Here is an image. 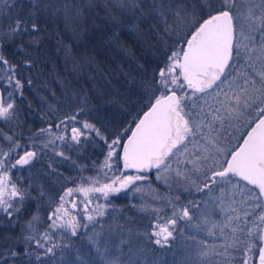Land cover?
I'll return each mask as SVG.
<instances>
[{"label":"snow or ice","instance_id":"1","mask_svg":"<svg viewBox=\"0 0 264 264\" xmlns=\"http://www.w3.org/2000/svg\"><path fill=\"white\" fill-rule=\"evenodd\" d=\"M239 2L196 0L189 12L184 0H104L106 16L117 26L120 19L113 7L121 16L128 13L150 24L147 32L137 25L132 28L141 38L155 34L168 51L147 86L144 109L127 127L104 135L96 123L86 118L92 111L87 93L73 92L74 106L69 103L68 111L62 115L50 108L41 117L47 119L50 114L47 126L29 138L32 143L48 136L47 143L18 155V139L6 137L10 141L8 151L0 148V214L19 222L29 202L35 205L33 215L23 225L28 234L22 231L17 238L24 244V264H33V259L44 264L46 258L50 264H73L65 250L74 254L75 264H119L109 259V250L127 243L122 238L123 230L115 232L111 225L105 227L98 217L105 216L111 205L110 195L119 196L130 187L139 192L138 182L147 181L150 175L169 187L174 181L177 188L192 197L186 203L176 197L175 202H168L171 215L152 217L149 237L154 238L155 245L163 248L179 237L189 251L186 264H213L210 257H223L229 248L238 254L229 259L238 264H264V0H243L244 14ZM71 7L78 9L72 17L68 15L69 0H28L27 5L23 0H0V120L19 126L22 108L17 101L26 99L24 88L33 83L30 76L25 79L17 74L20 65L6 54L8 48L15 49L13 57L17 52L31 55L28 49L34 52L46 34L42 18L54 19L63 11L67 23L82 16L77 4ZM5 17L7 25L3 23ZM164 36L176 39L169 45ZM241 49L246 57L244 64L240 63ZM33 63L25 60L22 66L31 69ZM52 121L59 135L53 133ZM97 140L105 147L100 170L110 182L76 189L85 197L97 193L96 199L107 201L91 211L92 199L84 201L79 215L65 207V195L72 196L73 188H67L57 200L38 180H29L25 185L23 176L13 179L10 175L11 170L39 159L38 153L55 147L58 141L69 152L79 154ZM54 155L71 159L64 151ZM95 164L94 161L93 167ZM72 167L83 170L75 161ZM121 169L132 170V174ZM229 187L247 197L248 207L243 216L229 215L217 224L212 217L217 209L225 211L224 193ZM216 192L220 195H214ZM194 193L202 194L199 200ZM71 206L77 208L74 200ZM226 210L236 211L231 204ZM41 211L48 213L49 223L43 232H38L35 224ZM233 220L237 227L232 228L231 236H224L220 246L223 251L200 238L201 234L216 236L217 228L223 235ZM82 233L91 249L84 255L69 243V238ZM18 255L14 248L0 252V264H9V259Z\"/></svg>","mask_w":264,"mask_h":264},{"label":"trees","instance_id":"2","mask_svg":"<svg viewBox=\"0 0 264 264\" xmlns=\"http://www.w3.org/2000/svg\"><path fill=\"white\" fill-rule=\"evenodd\" d=\"M23 2L27 5L28 0H23ZM184 2L189 8V12H191L196 0H184ZM58 3H62V0H58ZM72 3L79 6L82 16L69 19L67 23L64 20L63 11L54 19L51 17L42 18L41 23L46 28V34H43L42 42L34 52L31 48L28 49L31 55L26 56L22 52H17L13 57L12 53L15 49L9 47L7 50L6 54L13 59L14 63L20 65L17 69V74L25 79L30 76L33 81L31 87L26 85L24 88L26 99L18 100L22 108L21 116L23 118L27 117V111H32L36 119H41L42 116L49 113L50 107L48 105L53 106V104H49L51 101L50 94L54 92L52 89L53 84L60 81V79L66 81L68 70L72 69V67L74 68L75 62H78L81 73L78 76V82L72 83L76 86L75 88L79 94L86 92L90 98L92 111L86 118L96 123V126L107 136L109 132L104 128L110 129L115 120L124 117L129 119L127 125H125L126 127L144 109V106L140 107L142 100L145 99L144 94L147 92V86L164 62L165 53L168 49L158 41L155 34L141 38L132 28L133 25H137L142 32H147L148 28L151 27L150 24L146 25L128 13L121 16L120 11L113 7V12L120 19L119 26H117L110 17L106 16L103 7L104 0H91L92 6H89V0H69L68 15L70 17L74 16L78 10L71 7ZM3 21L5 25L9 22L6 17ZM75 27L80 29L79 33L73 31ZM163 38L169 45L176 39V37L170 39L168 36ZM71 57L72 60L69 61ZM25 60L34 61L31 69L22 66V62ZM42 60L47 63L44 64ZM141 66L143 67L141 68ZM93 85L98 90H93L91 88ZM45 86L48 89H44ZM47 106L48 108H46ZM53 107L55 110H59L58 114L61 115L68 111V105H56ZM113 107L119 108L121 112L118 110L113 112ZM102 108L112 110L110 115L113 122H108L107 124L109 125L104 122H101V125L100 121H98L103 114ZM120 114L123 116H120ZM50 119V114L47 119H43L45 126H47ZM132 127L134 128V124H132ZM0 132L12 136L13 139H18L19 147L16 148L18 155L28 149L26 130L19 132L14 130L10 124L0 120ZM113 132L115 131L111 130L110 134ZM0 140L6 142L4 136H0ZM9 143H7V147ZM96 145L104 147L103 142L97 140L80 153V166L83 167L79 176L80 182L78 186L80 188L101 186L110 182L100 170V164L104 156L96 153ZM94 161L96 162L95 167H93ZM153 176L150 175L148 179L152 181ZM123 193L121 191L119 196L110 195L116 202L115 206L122 205V203L128 201L127 198L123 197ZM94 196L95 193H89L87 197ZM97 203L107 204V201L100 198ZM31 204L29 202L28 208L24 211L19 222H16L14 217L12 220H6L7 223L0 229V252H6L9 248H14L20 253L15 259H9V264H24V244L18 243L17 238L22 231L25 232V235L28 234L27 230L23 229V225L32 216ZM32 206L35 205L32 204ZM110 214L113 215V218L109 217V220H102L101 223L105 227L111 225L115 232L123 230L130 234V239H132L134 244L130 248L131 253L129 254H135L138 251V256H143L149 261L155 262V253L158 250L152 243L153 238L150 239L149 237L152 231L150 224L155 214L137 212L128 206L121 210L116 207ZM159 216L162 218L163 215L159 214ZM48 223L49 221L45 218L41 223L37 224L36 229L38 232H43ZM117 225L120 227H117ZM96 230L100 229L97 228ZM142 248L145 249L143 250ZM123 250L126 251L127 248ZM33 264H38V262L33 259Z\"/></svg>","mask_w":264,"mask_h":264},{"label":"rangeland","instance_id":"3","mask_svg":"<svg viewBox=\"0 0 264 264\" xmlns=\"http://www.w3.org/2000/svg\"><path fill=\"white\" fill-rule=\"evenodd\" d=\"M238 6L241 9V13L244 14L246 12V6H245V3H243V0H240ZM3 23H4V21H3ZM73 31L79 33L80 29H77L75 27V29H73ZM77 58H78V56H77ZM245 59H246V57L243 54V49H241L240 63L244 64ZM71 60H72V57H71V59L69 58V61H71ZM42 61L44 64L47 63L45 60H42ZM80 73H81L80 65L78 64V62H75L74 68L72 67V69L68 70L67 80L62 81L60 79V81H57L53 84L52 89L54 92H53V94H50L51 95L50 96L51 101L49 102V104H53V106H56V105L67 106V105H69V103H73V106H74V102L72 99V93L77 92V89L75 88L76 86H74L73 84L78 82V79H79L78 76L80 75ZM72 82H74V83H72ZM0 83H2V82H0ZM91 88L93 90H98L94 85ZM44 89H48V87L45 86ZM66 93H67V96L65 95ZM101 93L104 94L103 92H101ZM77 99H78V97H77ZM145 103H146V100L143 99L142 105L140 108H142L145 105ZM46 105H48V104H46ZM48 106L52 110H54L57 114L59 113V110H55L53 106H51V105H48ZM48 106L46 108H48ZM112 110H113V112H117V110L119 112H121V110L119 108L117 109L116 107H113ZM112 110L102 108L101 111H103L102 112L103 114L99 117L98 121H100V123L104 122L105 124H107L108 122L111 123L110 121L113 122V120L111 119L112 117L110 115L111 114L110 112ZM29 112L27 111V117L23 118L21 116V120L19 122L18 127H13L11 125L14 128V130H17L19 132H23V130L27 131V130H29V128L32 127V122L35 119V117L33 116L34 114L32 111H29ZM120 116H123V115L120 114ZM127 121H129V119H127L125 117L119 118V120H115L114 124L111 125L112 128L110 127V129H107V128H104V129H106L110 135L111 130L117 131L119 129H123L125 127V125H127V123H128ZM101 125H102V123H101ZM107 125H109V124H107ZM103 126L106 127V125H104V124H103ZM241 131H243V129H241ZM3 136L5 137V139H6V137H8V135H6V134H3ZM27 136L28 135L26 134V139H27ZM9 142L10 141L8 139H6V142L0 140V148H3V150L5 152H7L8 151L7 143H9ZM189 147L191 149L192 146L190 145ZM96 148H97L96 153L98 155L104 156L105 148L102 145H96ZM27 150H29V149H27ZM192 150L195 151L196 149H192ZM23 153H24V151L22 153H20L19 155H23ZM181 159H184V157H181ZM12 162L14 163V160ZM188 167L190 168L191 165L189 164ZM38 169L37 170L34 169L32 171V173L34 172L33 178L31 177L30 165L25 166L23 168L18 167L17 169H13V170H11L10 175L13 179H15L18 175L23 176L24 177L23 184H25V185L28 184L29 180H33V181L38 180L39 183L48 191V193L52 197H54L58 200L59 196L66 192V191H64V192L59 191L61 188L60 180L58 179L57 176H55L51 172V170H49L47 168H41V171H40ZM113 171H115V169ZM121 171H122V169H121ZM116 174H119V173H116ZM129 174H132V173H129ZM193 179H196V177L193 176ZM170 183H171V187H169V185L165 184L163 181H158L155 178V176H153L152 181L148 179L147 181L138 182V186L141 188V190L139 192L133 191L131 187L127 190H122L124 192L123 197L127 198V200H128V201L122 203V205L115 206L116 202L113 200L112 197H109V199L111 200V205L106 210L105 216L103 218L98 217V219L100 221H102V220L108 219L109 217L113 218V215H109L111 211L115 210L116 207L118 210H121L122 208H127V206L130 207L131 209H134L137 212H143V213L144 212H146V213L150 212V213H154L155 215L161 214V215H163L162 218L165 217V214L171 215V208L168 206L169 201L175 202V198L179 197L180 203H186L187 200L191 199L192 197H189L188 194L186 192H184L182 189L177 188L174 181H172ZM18 186H19V184H18ZM78 188H80V187L78 186L77 189ZM214 195L219 196L220 193L216 192V193H214ZM98 196L99 195H97L95 193L94 197L89 198V197H85L83 192L73 191L72 196L65 195V201H66L65 207L73 215H79L82 213L81 205L84 203L85 200H87V199L93 200V204L89 205V211H91L92 208H94L97 204H101V203H97L100 201V199H96V197H98ZM201 196H202L201 193H194V197L198 200ZM73 199H74L75 203L77 204L76 209H73L71 206ZM112 203H113V205H112ZM224 204H225V211L221 212L219 209H217V214H215L212 217V219L217 224L224 222L226 219V216H229V215L235 216L238 214V215L243 216L245 209L248 207L247 197L238 191L231 190L230 187H229V189L225 190ZM228 204H231V207L236 209V211L235 212H228L226 210V206ZM177 207H179V204H177ZM34 208H35V206H32V204H31V209L33 210V212H34ZM142 209H144V210H142ZM156 210H159L158 213ZM33 212H32V215H33ZM46 213L47 212H45V211H41L39 213L40 219H39V221L36 222L35 228H36L37 224L41 223L43 219L47 218L48 213L47 214ZM6 220L8 221L9 219L5 215L0 214V229H2L5 226L4 224L7 223ZM110 220H112V219H110ZM249 220H251V217H249ZM233 227H237V223L235 220H233L232 223L228 227L224 228L223 235L220 234L218 228L215 229L216 236H219V239H217L216 236H205L204 234H201L200 238L205 239L208 244H215L220 251H223V248L220 246L224 244V236H231ZM89 230L91 231V228H89ZM96 231L99 232L100 230H96ZM187 231L188 230L185 229V232H187ZM174 235H177V234L174 233ZM236 235L239 236V230L237 231ZM130 237L131 236L129 233H127V231H123L122 238L126 239L127 243L121 245L119 249L111 248L109 250V259L118 260L119 264H186V262L188 260L189 251L187 249L186 243H185V241L181 240L179 237L175 241H170L169 245L165 246L163 248H161L159 245H155L154 244V238H153L152 243H153V245L156 246V248L158 250V252L155 253V257H156L155 262H151L148 259L144 258L143 256H141V257L138 256V251H136L135 254H129V253H131L130 248H132L133 247L132 245L134 244V242H132V239H130ZM241 239H243V237H241ZM69 243L73 246V248H79L82 255L91 251V249L88 248L87 241L84 239L83 233L79 237L69 238ZM134 247L137 248L136 246H134ZM125 248H127L126 251L123 250ZM142 249L144 250L145 248H142ZM164 251H166V252H164ZM65 254L68 255L69 259H72L73 264H75L74 254H70V250H65ZM57 255H59L58 252H57ZM236 255H238V254L236 252H234L231 248H229V250L225 254V256L221 257L219 255H215V256L210 257V260L213 262V264H238V262L235 259H229V256L235 257ZM44 262H45V264H50V261L48 258H46L44 260Z\"/></svg>","mask_w":264,"mask_h":264},{"label":"flooded vegetation","instance_id":"4","mask_svg":"<svg viewBox=\"0 0 264 264\" xmlns=\"http://www.w3.org/2000/svg\"><path fill=\"white\" fill-rule=\"evenodd\" d=\"M45 122L43 119H34L32 122V127L27 130V146L29 150H36L38 147L44 145L48 142L49 137L44 136L40 139L34 140L32 143H29V138L33 137L41 128H45ZM53 133L59 135L58 130L55 128V121H53ZM58 151H64L66 156H70V160H64L62 157L55 156L54 153ZM39 159L33 160L30 164L31 177L33 178L35 169L40 170L41 168H47L58 177L61 182L60 192L66 191L67 188H73L76 191L79 184L80 171H77L72 167V161H75L77 166H80V153L77 154L74 151L69 152V150L63 147L60 142H57L55 147L49 146L45 152L38 153ZM28 166V165H27ZM25 167V166H24ZM54 170V171H53ZM59 173L60 175H58ZM74 200V199H73Z\"/></svg>","mask_w":264,"mask_h":264},{"label":"water","instance_id":"5","mask_svg":"<svg viewBox=\"0 0 264 264\" xmlns=\"http://www.w3.org/2000/svg\"><path fill=\"white\" fill-rule=\"evenodd\" d=\"M125 174L132 173V170H122Z\"/></svg>","mask_w":264,"mask_h":264}]
</instances>
